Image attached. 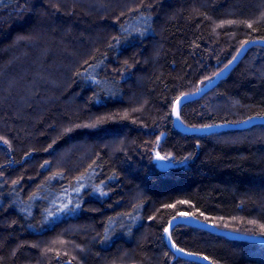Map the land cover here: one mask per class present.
<instances>
[{
    "label": "trees",
    "instance_id": "obj_1",
    "mask_svg": "<svg viewBox=\"0 0 264 264\" xmlns=\"http://www.w3.org/2000/svg\"><path fill=\"white\" fill-rule=\"evenodd\" d=\"M251 39L264 0H0V264H203L165 240L180 212L264 236V123L185 133L172 116ZM179 115L264 116V46ZM170 235L212 264H264V243Z\"/></svg>",
    "mask_w": 264,
    "mask_h": 264
},
{
    "label": "water",
    "instance_id": "obj_2",
    "mask_svg": "<svg viewBox=\"0 0 264 264\" xmlns=\"http://www.w3.org/2000/svg\"><path fill=\"white\" fill-rule=\"evenodd\" d=\"M253 45H262L264 46V39H251L247 42H245L239 50L234 55L235 59H231L222 69H220L217 73L219 75H214L210 80H208L206 83H204L201 87H199L197 90L193 92L183 93L179 97H183L180 103V106L188 101V100H194L205 94L207 91L211 90L213 87H215L218 82L223 79L227 74L237 65V63L244 57V55L247 53V51L252 47ZM178 98V97H177ZM176 100V99H175ZM174 104V103H173ZM179 106V107H180ZM172 116H173V123L175 127H177L180 131L185 133H210L215 132L219 130H229V129H244L247 127H250L257 123H264V116L262 115H255L252 117L247 118L244 121L238 122V123H220L211 125L209 128L203 127H188L183 125L180 122V119L178 120L176 115L173 113V107H172ZM251 118V119H250ZM172 221V226L169 228V233L172 229V227L177 223H186L191 225H196L201 228H204L206 230H209L211 232L220 233L223 234L229 238H235V239H241L249 242H259L264 243V236H258V235H247V234H237L234 232H231L226 229H220L217 227L212 226L210 223H207L205 221L200 220L199 218L193 216V215H186V216H176V219ZM169 227V224L166 226ZM169 233H165V240L169 246V248L176 253L177 256H182L191 260H195L198 262H201L203 264H212L208 259L205 260L204 257L194 255L192 253L186 252V251H178V248L171 239H169ZM175 245V247L173 246Z\"/></svg>",
    "mask_w": 264,
    "mask_h": 264
},
{
    "label": "snow or ice",
    "instance_id": "obj_3",
    "mask_svg": "<svg viewBox=\"0 0 264 264\" xmlns=\"http://www.w3.org/2000/svg\"><path fill=\"white\" fill-rule=\"evenodd\" d=\"M248 26L251 27L250 24H249ZM233 59H235V57H234ZM216 75H219V73H217ZM206 79H207V80H210L211 77H206ZM202 83H203V82H202ZM182 98H183V97H178V98L174 101V104H173V113L176 115V117H177L178 120H179V118H180V115H179V106H180V103H181ZM250 119H251V118H250ZM89 126L94 127L95 125H89ZM204 127H205V128H209V127H211V125H205ZM66 131H71V129H68V130H66ZM0 140H2L4 143H8V141H7V140H4L3 137H0ZM157 143H158V141H157ZM155 158H156L157 160H160V161H167V160H170V159H171V156H170V155H160V153L157 152ZM185 159H187V157H185ZM14 183H15V182H14ZM179 203H181V204H186V203H188V201H179ZM65 207H67V205H65ZM168 207L175 208L176 206H175V205H168ZM178 215H180V216H186L187 214H186V213H183V212H180V213H178ZM201 215H202V213H201ZM172 219L175 220L176 217L173 216ZM168 224H169V227H166V228L164 229L165 233H169V228L172 226V221H169ZM261 228L264 229V225H261ZM169 239H171V235H170V233H169ZM173 246L175 247L174 244H173ZM177 250H178V251H183V249H177ZM204 259L207 260L208 257H204Z\"/></svg>",
    "mask_w": 264,
    "mask_h": 264
},
{
    "label": "rangeland",
    "instance_id": "obj_4",
    "mask_svg": "<svg viewBox=\"0 0 264 264\" xmlns=\"http://www.w3.org/2000/svg\"><path fill=\"white\" fill-rule=\"evenodd\" d=\"M161 138H162V133L157 137V139H156V141H155V144H154V146H153V150H152V154H153V159H154V161H155V163L157 164V165H159L160 163H162V162H164V161H160V160H157L155 157H156V153L157 152H159L160 153V151H159V142H160V140H161ZM110 142H113L114 143V145H115V136H112L111 138H110V140H109ZM157 141H158V143H157ZM160 155H163V154H161L160 153ZM166 162V161H165ZM206 222V221H205ZM208 223V222H207ZM210 224H211V222H210ZM212 225V224H211ZM69 261H70V259H66L64 262H65V264H69Z\"/></svg>",
    "mask_w": 264,
    "mask_h": 264
}]
</instances>
